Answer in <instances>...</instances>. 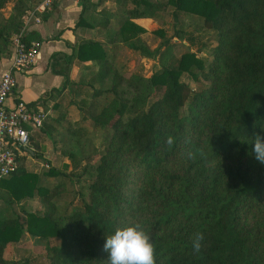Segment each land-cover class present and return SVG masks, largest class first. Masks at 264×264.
Listing matches in <instances>:
<instances>
[{
    "label": "trees",
    "instance_id": "1",
    "mask_svg": "<svg viewBox=\"0 0 264 264\" xmlns=\"http://www.w3.org/2000/svg\"><path fill=\"white\" fill-rule=\"evenodd\" d=\"M9 1L0 0V59L11 55L12 38L35 2L14 0L5 16ZM104 1L82 0L77 25L107 28L114 13L99 8ZM166 7H172L175 20L191 15L201 21L189 32L175 29L154 51L143 42L146 29L137 20ZM124 13L110 44L123 43L147 57L157 53L159 66L149 75H113L107 89L112 98L90 116L95 127L111 131L98 164L83 166L69 151L71 171L44 170L71 182L77 169L89 176L81 204L71 210L61 212L56 201L63 183L43 185L41 174L26 168L30 156H40V131L53 124L46 117L42 128L30 129L29 148L21 150L17 170L0 186L9 181L3 197L8 204L38 195L44 207L22 206L16 218H0V264H107V235L137 223L156 245V264H264V164L253 152L254 136L264 137V0H128ZM201 33L209 36L201 39ZM183 36L205 41L211 59L194 51L174 54V41ZM106 48L96 39L75 48L79 62L95 61L99 68L94 78L76 83L80 90L114 72ZM184 74L196 85L183 80ZM168 136L174 138L171 146ZM189 151L196 153L194 160ZM26 232L44 251L7 258L9 245ZM197 232L204 235L199 253L192 248Z\"/></svg>",
    "mask_w": 264,
    "mask_h": 264
},
{
    "label": "rangeland",
    "instance_id": "2",
    "mask_svg": "<svg viewBox=\"0 0 264 264\" xmlns=\"http://www.w3.org/2000/svg\"><path fill=\"white\" fill-rule=\"evenodd\" d=\"M13 1L14 0H10L7 3L6 7L3 9V13L5 16H7L11 12ZM153 1L165 2L166 0ZM121 5L123 4L121 3ZM127 5L128 0L125 2L124 8ZM118 15L122 19L120 22H118L119 27L126 19V15L124 13V10L123 14ZM142 21H144V23H142L141 21L138 23H140L146 29V31L142 34L143 42L147 47L155 51L156 49L164 47L165 39L171 36L174 33L175 29H182L186 32L192 31L196 26L195 24L197 22H200L201 19L196 16L189 15L187 16V18H180L179 20H175L172 14V7H166L165 9L159 11V13H155L153 17L147 18ZM117 29L114 30L115 33L117 32ZM158 29H162V33L155 32ZM114 32L110 35L104 36L103 38H105L104 40L106 46L117 45V56L115 59L113 58L115 63V70L107 79L103 81L99 80L97 82H94V84L91 86H86L84 88L85 92H80L77 89L75 93L78 95V97L84 95L85 99L87 100L86 104L79 103L83 106L81 107L83 109L82 112H80V115L75 118L73 115H70L68 114V112H66L64 113L62 118L57 121L56 116H51L48 113L47 109H42L43 111H45V113H47V124L52 123L53 126L45 130L42 129L40 131L42 132V134L41 136L38 135V140H36L37 142L35 141L37 144V151L40 156L29 157L34 158L33 160H31V166L29 169L31 170L30 173L41 174L42 179H44V181H42L41 179L43 185L54 187L58 184L61 185L63 183L61 187V194L57 197L56 200L61 212L71 210L73 207L81 204L80 194L82 191L86 193V186L89 176H84L85 174L81 173L83 169L80 168L76 171H73L74 182H71L63 176L57 178L48 177L44 174V170L53 166L61 168L66 173L71 171L73 162L69 156V151H73L77 155L78 159L81 158L83 160V166L86 164H98L100 162V156L102 154L104 143L110 137L111 131L106 128L95 127L90 116L94 111H99L101 105L112 98V94L108 92L107 89H109L111 85L114 73H127L137 71L145 75H149L159 66L157 62V53L154 56L147 57L142 55L138 50L133 49L123 43L117 42L115 44H110V40L115 35ZM208 36L209 34H200L201 39H206V37ZM174 42V54L182 55L184 53L194 51L199 57H205L207 59L206 62L211 59L210 48L204 45L205 41L202 43H194L191 40L187 39L186 36H183L181 39L175 40ZM7 57L9 58V56ZM95 74L96 73H94L93 75L87 74L86 77L80 78L78 82L81 80L94 78ZM182 79L188 81L193 86L196 85L192 77H189L187 74H184L182 76ZM99 90H102L103 93L101 95H98L96 98L92 97V93ZM77 101L79 102L80 100ZM82 115L86 116L87 118H83ZM74 125H76V127H74ZM77 127H81V129L75 136H71L73 134L72 131ZM68 130L70 131L68 132ZM24 204L26 205V207H29L30 204L31 210L41 209L44 207L38 195H36L33 199L25 201ZM12 205L15 204H11L10 207H13ZM43 251L44 245L37 244L33 237L30 239V237H28L26 234V236H24L18 244H14L13 246H10L8 248V251L6 250V256L13 259H26L32 253L40 254Z\"/></svg>",
    "mask_w": 264,
    "mask_h": 264
},
{
    "label": "crops",
    "instance_id": "3",
    "mask_svg": "<svg viewBox=\"0 0 264 264\" xmlns=\"http://www.w3.org/2000/svg\"><path fill=\"white\" fill-rule=\"evenodd\" d=\"M126 1L105 0L101 4L100 9L105 7L112 10L113 13L115 12L110 25L107 28H102L77 25L82 11V0H55L51 9L44 13L42 23L31 32V38L40 44V52L30 72L17 75L16 96L30 104H37L39 109H47L51 116L57 117L68 112L77 118L82 112L83 108L80 109L79 106L83 107L80 104L83 103L82 99H85V96L78 97L75 92L77 89L80 92H85V90H80L76 83L87 74L97 73L99 68L95 61L79 62L75 55V48L79 47L80 42L84 39L105 42L103 37L113 33L118 27V22L122 20L118 14H123ZM145 19L147 18L138 20L144 23L142 20ZM138 20L137 22H140ZM106 47L110 60L115 59L117 45ZM57 53L60 54L58 58H56ZM10 62L8 57L0 59V80L9 68ZM33 159L28 158L26 161V168L29 172H31L29 168ZM7 182L9 181L0 186V218H16L22 206L28 211H33L30 204L29 207L24 204L25 201L33 198H26L20 204L15 203L12 205L13 207H10L11 204H8L3 198L5 193H8ZM26 234L30 239L32 238L28 232Z\"/></svg>",
    "mask_w": 264,
    "mask_h": 264
},
{
    "label": "built area",
    "instance_id": "4",
    "mask_svg": "<svg viewBox=\"0 0 264 264\" xmlns=\"http://www.w3.org/2000/svg\"><path fill=\"white\" fill-rule=\"evenodd\" d=\"M55 0H37L23 18L22 28L12 38L10 65L0 80V183L18 168V155L30 145V129L42 128L47 113L15 94L17 75L30 72L40 52L37 40L28 36L42 23Z\"/></svg>",
    "mask_w": 264,
    "mask_h": 264
},
{
    "label": "clouds",
    "instance_id": "5",
    "mask_svg": "<svg viewBox=\"0 0 264 264\" xmlns=\"http://www.w3.org/2000/svg\"><path fill=\"white\" fill-rule=\"evenodd\" d=\"M166 143L171 146L174 138L168 136ZM255 159L264 164V137L259 134L254 136ZM203 155L202 150H197ZM189 159H195L196 153L189 151ZM204 235L202 232L194 234L192 239L193 251L199 253ZM104 251L109 254L107 264H156L157 249L148 231L142 224L117 229L113 235H107Z\"/></svg>",
    "mask_w": 264,
    "mask_h": 264
}]
</instances>
